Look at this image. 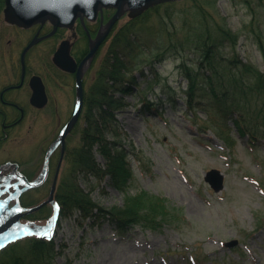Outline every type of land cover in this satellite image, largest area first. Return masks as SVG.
<instances>
[{"label": "rangeland", "instance_id": "rangeland-1", "mask_svg": "<svg viewBox=\"0 0 264 264\" xmlns=\"http://www.w3.org/2000/svg\"><path fill=\"white\" fill-rule=\"evenodd\" d=\"M197 6L204 7L208 20L226 23L239 33L236 52L244 61L264 69L262 51L255 40L258 24L251 23L256 13V22L264 26V0H175L161 4L158 11L146 9L135 18L126 11L100 47L85 79L88 90L103 67L110 68L109 61L114 56L111 48L118 53L122 50L127 92H116L123 105L110 118L104 141L94 146L101 170L89 179L80 177L79 184L107 210L125 207L127 195L147 194L148 200L151 196L163 198L173 221L155 229L138 225L120 233L106 218L83 219L79 213L64 217L61 213L54 228L59 250L55 264H264V138L252 144L249 134L241 136L232 129L233 143L228 145L213 125L219 117L210 119L201 110L189 109L179 96L187 83L179 64L185 58L205 59L186 39L190 34L193 38L198 26L193 21ZM3 9L4 6L0 8V87L18 80L21 51L32 35L8 23ZM133 19H137L133 30L142 44L134 53L143 52L137 57L131 55V44L121 39L117 40L118 46H112L122 28L131 36ZM58 41V37L50 38L33 47L28 67L31 72L46 71L49 87L55 92L53 100L59 107L28 108L27 118L0 141L3 172L13 170L17 162L18 168L31 178L38 176L47 146L72 112L75 94L71 98L69 89L60 90L52 78L56 69H46ZM78 46L85 47L83 38ZM232 54V48L226 47L215 59ZM133 74L137 75L136 83H131ZM25 92L16 93L23 102L28 100ZM168 97L177 102L168 101ZM86 125L87 121L81 119L68 136L69 150L83 146ZM112 142L114 147L121 143L132 167L133 178L126 190L116 187L107 172V143ZM59 156L60 148L53 154L49 178L24 195L25 203L48 199ZM69 157L66 154L58 183L72 166ZM213 168L225 176L224 188L219 192L205 180V174ZM50 206L48 202L22 218L46 217ZM48 219L34 221L45 223Z\"/></svg>", "mask_w": 264, "mask_h": 264}, {"label": "trees", "instance_id": "trees-1", "mask_svg": "<svg viewBox=\"0 0 264 264\" xmlns=\"http://www.w3.org/2000/svg\"><path fill=\"white\" fill-rule=\"evenodd\" d=\"M3 1L0 0V8ZM159 7L160 5H157L149 10L158 11ZM195 12L193 21L198 26L192 33L193 38L190 39V34L186 39L195 45V52L205 59L195 61L194 57L185 58L180 63V72L188 81L187 89L182 90L180 96L189 109L202 110L210 119L219 117L213 125L217 134L228 145L232 146L233 143L230 136L232 129H237L241 136L249 134L253 142L264 138V69L252 61H244L236 52L239 33L234 32L226 23L208 20L203 6H197ZM253 14L251 23L258 24L255 40L264 59V26L256 22L257 15ZM134 22L136 23L137 19L131 20V36L122 28L117 33L115 41L121 39L124 43L131 44V55L137 57L143 52L134 53L136 49L142 47L138 34L133 30L136 26ZM118 41L112 46H118ZM226 47H231L233 54L216 60V55ZM111 50L114 56L110 58V68L104 67L101 70L86 100L84 119L87 125L82 132L83 146L79 149H70L72 166L65 177H62L55 198L61 204L64 217L79 213L83 218L94 217L100 220L106 218L121 233H126L138 225L155 229L173 221L169 218L171 213L163 198L151 196L148 200L145 199L147 194H140L137 197L127 195L125 207L107 210L96 203L90 193L79 184L80 177L89 179L91 175L100 171L94 146L104 139L108 117L112 116L115 108L123 105L116 92H127L123 86L125 83L123 70L126 68L122 54L116 49ZM136 78V74L131 75V83H136ZM172 99L175 101V98ZM227 128L229 131L224 130ZM107 155L109 158L107 172L111 182L116 187L126 190L133 178L128 154L121 143H116L115 147L108 149ZM44 211L39 210V213ZM57 254L59 250L54 239L31 236L12 242L0 250V264H55Z\"/></svg>", "mask_w": 264, "mask_h": 264}, {"label": "water", "instance_id": "water-1", "mask_svg": "<svg viewBox=\"0 0 264 264\" xmlns=\"http://www.w3.org/2000/svg\"><path fill=\"white\" fill-rule=\"evenodd\" d=\"M167 1L173 0H5V19L13 24H17L22 27H29L35 23H45L46 21H50L54 25V30L58 26H72L77 16L88 15L90 18H95L99 10L104 7H113L117 8L116 13L107 23L106 27L99 31L97 38L94 41H91V50L86 60L91 59L95 54L99 45L103 42V40L107 37L110 32L113 24L120 18V16L127 10H130V15H138L141 14L147 8L154 6L156 4H160ZM53 33V32H52ZM40 38H34L25 48L22 55V62L24 63V57L27 50L34 45ZM69 44L65 41L61 44L58 52L55 55V62L60 66L67 69H74L75 63L69 53ZM61 59H65L64 63L72 64L73 67H65L64 63ZM85 60V61H86ZM80 66L77 74V83H78V93L77 96L80 100V104L77 107L73 117L64 127L63 132L59 136L57 142L53 143L46 156V167L45 172L42 176V180L38 183H42L44 179H46L48 174V161L50 154L56 146L57 143L62 142V153L58 165V171L56 172L54 183L51 190L50 201L53 200L54 191L56 188V182L59 175V171L62 166L64 152H65V138L75 125L79 114L82 108V100H83V90H82V73L81 69L84 65ZM72 66V65H71ZM32 86H33V95L32 102L36 105L42 106L46 102V94L44 85L39 76H34L32 78ZM206 181H208L211 186L216 190L220 191L224 187V174L219 169H211L206 173L205 176ZM38 208V207H35ZM17 219L19 216L16 217ZM10 224H5L0 227V242L1 240L10 238L11 234L6 233L10 230ZM13 236V235H12ZM11 236V237H12ZM6 241V240H5ZM1 244V243H0Z\"/></svg>", "mask_w": 264, "mask_h": 264}, {"label": "flooded vegetation", "instance_id": "flooded-vegetation-1", "mask_svg": "<svg viewBox=\"0 0 264 264\" xmlns=\"http://www.w3.org/2000/svg\"><path fill=\"white\" fill-rule=\"evenodd\" d=\"M108 15H110V12H108ZM107 19H104V21H102L99 17L96 21L90 22L85 19L84 22L82 19L79 18L76 24L72 28H62V27L57 28L53 35L45 39H42L38 42V44H40L47 39L50 38L56 39L58 37L59 41L53 49L51 56L52 60L50 61L51 63L48 64L46 63L47 65L50 66L47 67L46 69L52 70L53 72L56 69L54 73L55 75L52 74L53 80L58 83L60 90L67 91V89H69L70 90L69 95H71V98L74 97V93L76 94V90H77L76 72H70L57 66L53 61L54 52L63 40H69L71 47V54L74 57V59L77 61L78 63L77 65H79L90 51L91 40L96 37L98 31L102 27L103 23L107 21ZM52 29L53 27H51L49 24H43V25L37 24L33 27L27 28V30H29L32 34L27 42H29L35 36L41 37L48 34L50 31H52ZM67 31H69L70 33ZM82 38L85 41V47L78 46L79 40ZM101 45L97 50V54L95 56L94 61L97 58ZM94 61L91 64L90 68L93 66ZM84 68H85L84 73L86 75V73L90 68L89 66L87 69L86 67ZM25 69L26 70L23 76V68L21 65L18 80L10 81L7 84L0 87V131H1L0 141L7 138L10 134V131L15 129L17 126H19L27 118L28 116L27 110L29 107H32L35 110H42L47 108L48 106L55 107L56 109H58L59 107L58 101L53 100V96L55 92H52L49 87L48 75L46 71H43V73H41L33 70L34 72H31L30 68L28 67V59H26ZM35 74L40 75L42 77L46 86V93L48 100L46 104L42 107L33 105L30 100L32 95L30 79ZM85 75L83 78V87L86 93L87 87H86ZM21 90L26 91L25 96L28 99L26 101L27 103L23 102L20 98L16 96V93Z\"/></svg>", "mask_w": 264, "mask_h": 264}, {"label": "snow or ice", "instance_id": "snow-or-ice-1", "mask_svg": "<svg viewBox=\"0 0 264 264\" xmlns=\"http://www.w3.org/2000/svg\"><path fill=\"white\" fill-rule=\"evenodd\" d=\"M29 234H32V233H29ZM35 234H38V235H44V236H48V233L47 232H40V233H35ZM48 238L50 239L51 236H48Z\"/></svg>", "mask_w": 264, "mask_h": 264}]
</instances>
